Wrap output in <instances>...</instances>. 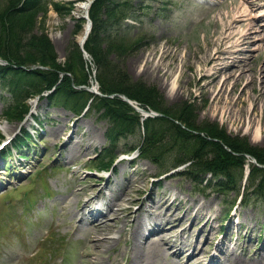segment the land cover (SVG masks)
<instances>
[{
    "label": "rangeland",
    "instance_id": "rangeland-1",
    "mask_svg": "<svg viewBox=\"0 0 264 264\" xmlns=\"http://www.w3.org/2000/svg\"><path fill=\"white\" fill-rule=\"evenodd\" d=\"M7 1L11 0H1L5 4ZM88 1L42 0L48 2V8L40 5L34 12L38 32L47 35L62 64L83 33L84 5ZM243 1L134 0L135 4L142 2V8L138 5L140 18L130 19L134 25L130 30L132 40L124 46V55L116 57L113 52L110 57L120 60L132 80L154 86L167 106L189 101L195 107L196 122L215 123L224 134L246 139L251 146L264 150V79L257 77L259 65L264 64V48L258 49L261 43L233 46L244 51L224 60L239 62L243 57L241 64L246 69L235 87L234 79L228 84V91L233 89L231 103L226 99L217 102V87L208 86L213 73L224 63L201 60L216 55L219 46L228 49L240 41L243 27L239 24L233 28V39L223 37L226 25L242 13ZM257 3L252 14L261 16L257 22L264 28V0ZM88 61L94 77L90 81L97 86L96 65L93 59ZM235 69L238 76L239 67H230L222 75ZM252 77L254 81H250ZM35 80L32 77L29 82ZM21 84H9L0 78V144L18 133L8 147L7 168L0 161V186L4 184L0 189V264H233L237 257L247 264H264V202H238L226 216L236 190L225 194L198 185L190 177L177 174L185 165L160 175L157 163L140 157L137 151L125 152L142 143L141 132L121 139L114 150L119 157L113 169L98 172L94 166L98 152L108 143L109 120L96 110L77 114L66 106L51 104L47 97L27 100L26 94L16 96ZM131 102L135 105L138 101ZM225 106L228 109L224 111ZM29 130L35 136H28ZM22 154H28V159L19 167L18 155ZM250 159L247 155L245 168L248 164L251 167ZM31 175L36 179L29 182ZM133 180L136 187H131ZM79 190L89 191L77 196ZM89 196L100 203L106 200L110 206L116 202L115 208L138 198L130 203L133 210L144 201V235L161 228L160 234L150 236V249H135L129 236L133 216L124 221V209L110 211L106 221L111 226L103 231L84 220L77 222L79 214L75 213L81 211V203ZM167 199L165 205H171L170 210L163 204ZM160 202L163 206L155 209ZM114 215L119 219H113ZM178 243L182 248L176 250ZM39 246L41 250L33 254Z\"/></svg>",
    "mask_w": 264,
    "mask_h": 264
},
{
    "label": "trees",
    "instance_id": "trees-1",
    "mask_svg": "<svg viewBox=\"0 0 264 264\" xmlns=\"http://www.w3.org/2000/svg\"><path fill=\"white\" fill-rule=\"evenodd\" d=\"M22 3L24 5L19 6L21 0H11L0 4V57L8 61L6 65L0 64V78L3 82L8 80L9 84L21 81L22 87L16 96L26 94L24 99L27 100L55 87L48 95L51 104L66 106L78 114L92 99L89 110L100 112V116L110 122L107 130L110 146L99 153V167L112 166L118 156L113 149L121 138L143 132L142 143L133 149L139 147L143 158L159 165L160 173L187 164L178 174L190 177L197 184L203 183L204 176L211 173L213 178L207 183L216 191L236 190L239 195L244 187L243 204L252 199L264 202V167L252 163L243 186L247 154L264 164V150L251 146L246 139L224 134L215 123L196 122L195 107L189 101L167 106L154 86L132 80L120 60L110 57L113 52L116 57L126 53L134 26L129 19L140 18L138 5L142 8V2L94 0L89 9L93 27L84 47L96 65V79L103 93L126 94L142 106L164 114L148 117L143 123L140 113L122 97L102 96L76 88L75 85H90L93 72L82 49L74 43L66 63L58 62L49 38L39 33L36 25L37 12H34L40 5L48 8L45 7L48 2L24 0ZM50 3L61 10L55 1ZM34 64L43 67L29 70L22 67L30 68ZM32 77L36 80L29 82Z\"/></svg>",
    "mask_w": 264,
    "mask_h": 264
},
{
    "label": "bare ground",
    "instance_id": "bare-ground-1",
    "mask_svg": "<svg viewBox=\"0 0 264 264\" xmlns=\"http://www.w3.org/2000/svg\"><path fill=\"white\" fill-rule=\"evenodd\" d=\"M257 1L258 0H251V1L245 0V1H243L244 9L242 10V13H240L239 15L234 17L232 19V21L226 25V31H225V35L226 36L223 37V40H225L226 38L227 39H231V38L233 39V36L235 35V31L233 30V28H234L235 24H239L240 26L243 27V30L239 32L240 33V37H239L240 41L237 42L236 44H234V42H233L232 44H230L228 49H224L222 46H219L218 50H216V52H215L216 55H207L205 59H201L202 61H206V62H208V61H215L216 62L217 61V62H219V60H220L221 63H224V60L227 59L228 57L231 59V58H233L235 56L234 55L235 53H239L241 51H244L243 47L232 49L233 46H239V45L243 46L244 43H246V42H251L252 43V42L258 41V42L261 43V44H259L258 49L260 47L264 48V28L260 24H258V22H257V21L260 20L261 16L257 17V16L252 14V12H253L252 7L256 6V5H259V3H257ZM245 3H246V5H245ZM84 6H85L86 9L89 7L88 4H86ZM87 26L88 25L85 26L84 32L79 37L80 40H83V38L85 37V35L87 33V29H88ZM217 53H221V54L217 55ZM239 60L240 61L238 62L237 59H233L229 63L227 61H225L223 67L221 69H218L215 73H213L212 78L210 79L208 86L211 85V87H213V88L217 87V88L214 89V91H215L214 98H215V100L217 102H221V101H223V99H226L227 103L233 102V100H234V97L232 95L233 89L231 91H228V84L231 83L232 79H234L235 81H234L233 87H235L236 86V84H235L236 81H238L239 79H241L242 77H244L246 75V69L243 67L244 65L241 64V61L243 60V57L241 59H239ZM190 65H192V64H190ZM230 67H235V68L239 67V69H238L240 71L239 75L237 76V71L235 69L233 71H228V73L225 74V77H224L223 73L227 69H229ZM221 75H222V77H221L222 81L220 79ZM257 77H261L262 80L264 79V64L259 65V67H258V76ZM250 81H254V77H252L250 79ZM206 91L208 92L209 89H206ZM226 94H227V97H226ZM222 108H223L224 111L228 109V107L226 108V106H225V108L224 107H222ZM6 128H7L6 131H8V127H6ZM257 130H259V128H257ZM134 185H135V187L137 186L136 180H133L131 182V187L134 186ZM136 189H137V191H139V190L142 189V187L140 186V187H138ZM88 191L79 190L78 192H76V194H77V196H81V195H84V194H88ZM150 196H151V193H149L148 197H150ZM89 198L90 199H87L85 201L84 205H89L90 203H92V198L91 197H89ZM137 199L138 198H135V197L134 198H130V200L128 201L129 204L125 205V206H122L120 208H115L118 205L115 202L114 203L115 205L113 204L114 206H110V211L113 209V211L116 213L117 211L124 209L123 210L124 211V221L126 220V222H128L130 217L133 216V220H132L133 226L131 228V232H130L129 236L133 240V244L135 246V249H140L141 250L140 252H144L145 250L150 249L149 248L150 243L148 241L149 237L144 235V233H143L144 220H142V216H141L142 215V211H147V209H145V205H144L145 203H143L144 201L141 203V205L139 206L138 209H136V210L131 209L130 203L135 202ZM153 201H154V199H153ZM168 202H169V199L165 200L163 202V204L164 205L168 204ZM202 205H206V204L203 203ZM158 206H163V205L160 202V205H156L155 209H160L161 208V207H158ZM165 206H166L167 210H170L168 208H170L171 205H165ZM66 207H67V205H66ZM195 209H196V206H195V208L193 210H195ZM199 209H201V208L200 207L197 208V212H198ZM81 212H83V213L85 212L84 208L81 210ZM77 213L79 214L80 211L76 212L75 215ZM109 214H110V212H107V214L105 215V218L102 219V220L100 218L95 220L92 223V226L93 227H99V229L101 228L102 231L104 230L105 226H111V223L106 221V219L109 218ZM115 218L119 219V216L118 215H114L113 219H115ZM160 229L161 228L158 227L156 230L158 232H161ZM124 232H125V230H124ZM104 237H109V236H104ZM161 240H163V238H161ZM150 242H152V241H150ZM154 242H157V240H155ZM164 243L165 244H169L168 241H166V240H164ZM162 245H163V243H162ZM136 261H137V259H136ZM233 264H247V262H243L240 259H238V257H237L235 259V261L233 262ZM254 264H261V263H254Z\"/></svg>",
    "mask_w": 264,
    "mask_h": 264
},
{
    "label": "water",
    "instance_id": "water-1",
    "mask_svg": "<svg viewBox=\"0 0 264 264\" xmlns=\"http://www.w3.org/2000/svg\"><path fill=\"white\" fill-rule=\"evenodd\" d=\"M90 2H91V0H90ZM90 2H89V3H90ZM89 3H88V4H89ZM0 61L3 62V63H6V61H4V60H2V59H0ZM121 96H122L126 101L132 103L131 100L128 98L127 95L122 94ZM149 114H150V115H155V116L162 115L161 113H158V112H155V111H150ZM254 162H256V161H254ZM258 165H259V164H258ZM260 166H264V165H261V164H260Z\"/></svg>",
    "mask_w": 264,
    "mask_h": 264
}]
</instances>
